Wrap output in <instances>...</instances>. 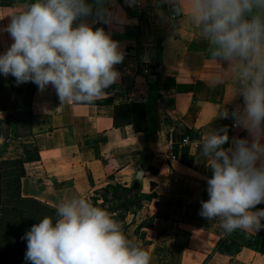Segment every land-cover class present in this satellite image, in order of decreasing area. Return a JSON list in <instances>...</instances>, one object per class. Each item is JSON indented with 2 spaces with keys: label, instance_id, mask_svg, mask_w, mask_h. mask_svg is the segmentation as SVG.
<instances>
[{
  "label": "crops",
  "instance_id": "0c3cea01",
  "mask_svg": "<svg viewBox=\"0 0 264 264\" xmlns=\"http://www.w3.org/2000/svg\"><path fill=\"white\" fill-rule=\"evenodd\" d=\"M30 2L0 0V29ZM172 3L113 0L114 14L135 21L123 31L114 19L106 24L87 18L110 32L126 53L115 66L120 77L105 90L106 97L61 104L51 85L43 91L35 85L30 105L18 103L4 110L9 116L7 132L0 135V162L19 166L13 196L20 203L16 210L21 227L30 228L27 221L55 217L56 204L66 198L89 199L113 185L131 188L133 194L136 173L142 171L137 191L153 197L121 216L116 209L108 211L126 236L150 251L152 264H264V229L225 234L218 219L209 222L199 214L211 175L201 156L202 137L227 126L229 147L232 137L248 133L233 127L231 115L213 118L218 109L231 113L242 107L234 74L211 58L207 41L194 34L177 9L172 12ZM130 27H136V33H130ZM11 43V36L0 30V52ZM218 74L222 80L215 79ZM184 136L200 144L181 145ZM107 198L105 207L113 202L110 194ZM257 208H264V203ZM250 236L258 237L253 246L248 245ZM22 237L18 239L25 241ZM224 240L230 249L240 246L238 252L218 249ZM25 251L8 254L6 261L28 264Z\"/></svg>",
  "mask_w": 264,
  "mask_h": 264
},
{
  "label": "clouds",
  "instance_id": "9594fccd",
  "mask_svg": "<svg viewBox=\"0 0 264 264\" xmlns=\"http://www.w3.org/2000/svg\"><path fill=\"white\" fill-rule=\"evenodd\" d=\"M112 2L31 0L0 29L12 38L0 52V76H12L17 85L34 83L40 91L51 85L61 104L106 97L126 53L87 18L106 24L114 19L120 31L135 22L114 14ZM171 7L207 41L211 58L234 74L242 107L218 109L213 118L231 115L233 127L248 133L232 137L229 147L227 126L202 137L201 156L211 175L199 214L209 222L218 219L225 234L258 233L264 229V208H257L264 203V0H173ZM22 238L28 264H152L150 251L83 195L56 204L55 217L41 218Z\"/></svg>",
  "mask_w": 264,
  "mask_h": 264
},
{
  "label": "rangeland",
  "instance_id": "374dc122",
  "mask_svg": "<svg viewBox=\"0 0 264 264\" xmlns=\"http://www.w3.org/2000/svg\"><path fill=\"white\" fill-rule=\"evenodd\" d=\"M21 85L22 84L17 85L15 79L10 75L6 77L0 76V135H4L5 132H7L6 125L8 124V121L6 117L9 116V113H5L4 110H11L10 108H12L14 105V98L17 96L18 90ZM18 170V164H4L3 169L1 170L2 177L0 178V264H8V261H6L8 260L6 259V256H8V254L13 256L19 254L12 251L13 248H17V246L19 247V245H16V243H18V238H12V236H9L8 239V235H10L8 233V222H17L19 227L22 229V224L20 221L21 214L17 212V208L20 203L13 196L16 191L14 174H17ZM6 172L12 173H9L11 175H7ZM108 194H110L113 202L108 203V207H105L106 203L109 201L107 198ZM127 195L129 197H127ZM97 199H99L100 201H97ZM89 200L95 206L104 208L106 210L116 209L118 211V216H121L122 213H124L128 208L141 206L145 199L140 198L138 193L132 194L129 192H125L121 189L114 190L110 187H107L103 191H97L96 195L94 194L90 196ZM6 213L9 214L6 215ZM9 215L13 216V219H15V221H13V219ZM33 223L34 222L27 221V224L30 226H32ZM22 232L24 233V231ZM13 245L14 247L11 248V246Z\"/></svg>",
  "mask_w": 264,
  "mask_h": 264
},
{
  "label": "trees",
  "instance_id": "16d2710c",
  "mask_svg": "<svg viewBox=\"0 0 264 264\" xmlns=\"http://www.w3.org/2000/svg\"><path fill=\"white\" fill-rule=\"evenodd\" d=\"M34 87H35L34 83H31V82L22 83L21 87L18 90L17 96L14 98V105H13L12 108H15L18 103H20L21 105H24V106L30 105L31 99H32V93L34 91ZM13 163L14 162H10V161H2V162H0V178L2 177L1 170L3 169V165L4 164L10 165V164H13ZM6 173H7V175H11L9 173H12V172H6ZM14 176H15L14 182H15V184L18 185L19 184V176H20V174H14ZM110 188L114 189V190L121 189V190H123L125 192H130L131 191V188L122 187L120 185H113V186H110ZM134 193H138L137 188L134 189ZM138 195H139L140 198H143V199H149V198L153 197V194L144 195V194H139L138 193ZM8 214L9 213H6V215H8ZM9 216H11V215H9ZM11 218L13 219V216H11ZM13 221H14V219H13ZM8 226H9L8 233L10 234V235H8V239H9V236H12V238H14V237L19 238L20 236H24L26 231L28 229H30L28 227V228H22L23 229L22 230L19 227V225L17 224V222H8ZM145 226L149 227L150 226V222L146 223ZM22 231H24V233ZM257 238L258 237H256V236H250L251 242L248 245H250V246L255 245V242L257 241ZM20 241L21 240L18 239V243H16V245H19V247L17 246L18 250H17V248H13L14 247V245H13V246H11V248H13L12 251L20 252V251L26 249V241H21V242ZM218 249H220L221 251H223L225 253H229L231 255H234V254H236L238 252V250L240 249V246H237L234 249H230V248H228L226 246V241L224 240L222 243H220V245L218 246ZM8 262L10 264H17V261L14 262L13 260L8 261Z\"/></svg>",
  "mask_w": 264,
  "mask_h": 264
},
{
  "label": "built area",
  "instance_id": "2783aa9c",
  "mask_svg": "<svg viewBox=\"0 0 264 264\" xmlns=\"http://www.w3.org/2000/svg\"><path fill=\"white\" fill-rule=\"evenodd\" d=\"M145 73L146 74L149 73V70L147 68H145ZM180 144L184 146L196 148L200 144V141L196 138H191L190 136H184L181 138Z\"/></svg>",
  "mask_w": 264,
  "mask_h": 264
},
{
  "label": "water",
  "instance_id": "95a60500",
  "mask_svg": "<svg viewBox=\"0 0 264 264\" xmlns=\"http://www.w3.org/2000/svg\"><path fill=\"white\" fill-rule=\"evenodd\" d=\"M175 11H176V9H172V12H174V13L176 14ZM129 32H130V33H133V34L136 33V27H130ZM159 69H160V66L158 65V66L155 68L153 74H154V75H157ZM142 176H143V172H142V171H138V172L136 173V176H135L136 181L134 182V184H133V186H132L133 189H136V188H137V186H138V182L142 179Z\"/></svg>",
  "mask_w": 264,
  "mask_h": 264
}]
</instances>
